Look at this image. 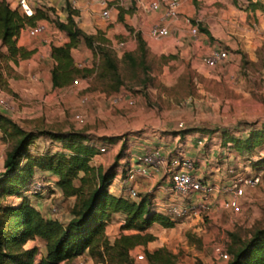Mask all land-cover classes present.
Instances as JSON below:
<instances>
[{
    "label": "rangeland",
    "instance_id": "obj_1",
    "mask_svg": "<svg viewBox=\"0 0 264 264\" xmlns=\"http://www.w3.org/2000/svg\"><path fill=\"white\" fill-rule=\"evenodd\" d=\"M93 2L95 7L89 8L87 15L91 19L96 16L106 27L112 26L110 16L103 17L101 6L96 0ZM54 3L56 11L51 12V17L65 20L67 14L65 0ZM247 3L248 0H232L231 4L227 0L226 2L216 1L213 4L221 7V13L228 16L226 18L228 21L239 20L234 11L243 9L247 13L245 23L249 25L251 22L257 23L256 16L251 17L250 9L245 8ZM194 6V17L201 15L204 26H206L205 22H211L217 15V12L207 9L211 5L204 3L203 0H194ZM114 7L118 9L114 15V22L123 25L126 29L130 30V27L134 29L133 48H122L119 42L125 40L120 35L115 37L113 44L109 39L103 42L100 39L95 40V49L84 43L72 48L71 53L75 64L78 67H89L91 70L85 76H77L75 81L62 86V89L55 93L51 90L46 91L45 88L37 93L34 92L33 69L34 67L46 69V61L45 66L43 64L34 66V62L37 61L36 56L27 60L21 57L20 52L14 57L0 54V99L7 103V109L1 104L0 109L20 113L16 119L26 129L39 127L44 130H53V133L82 131L93 136L94 139L96 138L98 154L91 159V163L100 164L103 169L114 161V156L123 143L126 145L123 158L126 159L127 148L133 144V140L130 141L132 135L139 136L142 132L178 134L177 139L180 143L186 138L185 134L197 132L199 151L208 153L210 149H214L216 153L222 152L226 157V166H224L227 169L226 175L229 173L231 178L236 174L260 172V182L246 188L245 194L240 199L239 213H233L216 204L208 213L182 217L173 214L170 210L174 204L179 205L181 202H172V198L154 200L150 197L151 204L153 203L159 211L169 215V220L174 224L163 226L156 222L153 226L151 223V226L142 229L141 232H151L154 239L130 249L126 260L121 261L115 254L95 258L88 250H84L81 254L63 260L59 264H151L145 251L159 247H165L172 254L170 261L164 264L224 262L215 258L216 246L228 251L231 242H236V245L239 240L247 239L255 228L264 227V163L255 164L264 156V144L239 152L232 142L223 144L222 141L225 136L246 135L251 128L258 127L264 122V40L249 51H243L241 48L233 50L227 48L229 52L234 53L237 50L241 55L240 63L232 67L233 75L226 73L224 76L223 73L226 71L223 66L208 67L204 62L198 68L193 67L177 52L157 54L147 48L142 62L139 52L135 51L137 41L134 32L138 29L130 24L133 21L132 16L124 14L134 12L133 7L131 4H127L126 8H119L116 4L113 5ZM254 10L264 15V0H259V5ZM80 15L78 10L75 15L78 25L82 22ZM42 21L46 24L44 32L49 31L53 34L52 31L55 28L58 29L54 22L45 19ZM238 25L241 23L239 22ZM99 36L105 37L102 32ZM98 45L110 50L117 64L116 76L112 77L103 70ZM127 50L134 51L135 64H131L124 58L123 54ZM42 52L40 51L41 55ZM41 55L38 62L43 60ZM45 57L51 59L50 55L45 54ZM27 68L32 70L28 72ZM115 84H118L117 88H114ZM36 112L41 113L34 116ZM76 115H80L83 121H79ZM180 121L182 125H179ZM163 127L166 128L163 130ZM109 136H116L117 140L108 142L109 140L104 137ZM13 142V138L0 133V166H2L6 150ZM102 146L105 147L103 151L99 149ZM62 147V140L58 137L42 135L36 146L34 143L30 145V150L33 153L45 150L57 152L64 150ZM175 148L179 149L180 146L177 145ZM164 155L168 157L171 154ZM122 161L124 160L119 161V165L124 163ZM194 161L196 163L195 159ZM211 161L220 164L219 155ZM35 181L41 184L38 194L32 192L31 186H28L29 189L24 194L34 204H40L47 213L63 221L66 220L69 216L70 198L63 197L60 188L50 176L37 172ZM75 182L78 183V179H75ZM217 182L225 183L222 179ZM153 191L154 189L148 193L152 196ZM174 198L176 199L175 196ZM17 200L12 196L8 197V201L16 202ZM118 217L120 219V216L113 213L110 217L112 221L109 219L105 225V233L110 241H113L121 232L137 231L122 230L120 224L123 221L119 223ZM230 232H233L235 236L230 235ZM32 244L38 246V253L41 255L44 251L43 241L29 240L25 246L29 247ZM139 253L143 254V258H138Z\"/></svg>",
    "mask_w": 264,
    "mask_h": 264
},
{
    "label": "trees",
    "instance_id": "obj_2",
    "mask_svg": "<svg viewBox=\"0 0 264 264\" xmlns=\"http://www.w3.org/2000/svg\"><path fill=\"white\" fill-rule=\"evenodd\" d=\"M67 14L65 20L52 18L54 5L38 4L31 15H26L18 8L12 7L7 0H0V54L14 57L20 52L21 57L29 56L33 50H27L16 43L20 31L34 25L40 20L52 21L59 30L65 32L67 41L56 45L51 44L49 55L54 63L51 68L53 87L70 84L77 76H85L91 69L78 67L73 59L71 49L84 43L95 49V40L108 41L100 37L101 31L86 33L77 23L75 15L78 10L69 0H65ZM259 0H248L245 8L254 10ZM73 8H72V7ZM121 18V15H120ZM206 32L208 30L200 26ZM133 32L134 29L130 27ZM137 50L143 62L147 44L141 32H134ZM102 68L114 77L117 64L107 47L98 45ZM131 64L136 63L134 51L123 54ZM120 81V79H117ZM115 84L114 88H117ZM0 133L14 139L6 150L0 173V264H59L71 259L84 250L95 258H103L115 254L121 261L129 256V251L139 244H146L154 239L149 232H141L153 222L163 226H172L164 212L157 210L149 197V193L133 199L123 194H114L109 185L117 172L119 159L124 156L125 143L114 156V161L103 169L102 165H94L91 159L98 154L96 138L82 131L54 132L39 127L24 128L18 121L0 110ZM58 137L62 140L64 150L33 153L30 150L35 140L42 136ZM108 142H115L116 136L104 137ZM102 138H100L101 140ZM223 144L232 142L239 152L248 151L264 144V122L251 128L246 135L225 136ZM62 147V148H63ZM264 156L255 164H263ZM37 171H48L55 175L56 185L63 197H73L68 208V218L49 217L38 209L24 192L36 178ZM82 172V174H79ZM78 179V183L75 182ZM35 194H38L35 193ZM19 199L8 201V197ZM122 212L124 220L120 224L122 230L132 229L135 232H121L113 241L105 233V225L114 212ZM230 235L235 236L233 232ZM41 239L44 251L38 253V246L29 247L25 243L31 239ZM231 242L228 247V258L216 264H264V227L255 228L251 235L238 244ZM151 264H164L170 261L171 252L165 247L145 251ZM197 264H205L198 261Z\"/></svg>",
    "mask_w": 264,
    "mask_h": 264
},
{
    "label": "crops",
    "instance_id": "obj_3",
    "mask_svg": "<svg viewBox=\"0 0 264 264\" xmlns=\"http://www.w3.org/2000/svg\"><path fill=\"white\" fill-rule=\"evenodd\" d=\"M34 2V6L44 3L49 5H55L54 2H58L59 0H32ZM73 7L79 10L82 18V22L79 26L88 33H95L97 30H100L102 34L112 42L115 41V37L120 35L123 38L124 44L122 48L131 49L134 47V38L133 32L129 29H126L123 25L117 24L115 21L114 15L118 12L117 8H113L115 5L114 0H110V22L113 23L112 26L106 27L103 25L102 21H100L96 16H93L92 19L87 15V11L89 8L94 9L95 4L94 0H69ZM149 0H134L131 3V7H133L134 12L124 13L125 16H132V24L136 26V29L141 31L143 38L146 41L148 49L152 52L160 54V53H168V52H177L181 57H185L186 60L189 61V64L193 67H199L202 65L203 57L213 48H223L227 50V57L224 58L221 62H219L216 66H223L226 71L224 76L227 74L233 75L232 67L236 66L240 63L241 58L240 54H238L237 50L234 53L229 52L227 48L233 50L236 48H241L243 51H249L254 49L257 45H260L264 40V15L258 13L257 10H249L251 17L254 18L256 16L257 23L251 22V24L245 23V19L247 16L246 10L236 9L234 12L238 15V19L233 21L227 20L228 16L222 15L221 7L218 4H213L216 1L226 2L227 0H203L204 3H208L209 6L207 9L213 10L217 12V15L212 18L211 22L207 21L206 26L201 22L200 17H194L195 14V6L194 0H180V5L178 9V15L173 19H165L161 17V9L150 10L147 7V3ZM232 4V0H229ZM241 1V0H240ZM230 4V5H231ZM231 6H229L230 8ZM119 8H126V6H119ZM232 8V7H231ZM234 9V8H232ZM127 10V9H122ZM199 11V9H198ZM201 11V10H200ZM254 12V13H253ZM250 20V19H249ZM42 21V20H40ZM229 22V24H228ZM241 25H238V23ZM154 23H157L161 26L168 27V34L160 37H153L150 34V26ZM197 24L198 30L197 33L191 32L192 25ZM200 26L205 27L208 32L202 30ZM236 28H235V27ZM239 26V28L237 27ZM236 29V31H235ZM234 30V31H233ZM53 34L49 33V31H45L35 36H31L27 33L26 29H22L16 39V43L19 46H23L27 50H33V52L24 57L27 60L32 59L31 57L36 56V62H34V66H45L46 69H39L34 67V73H32V77H34V92L42 91L43 88L46 91H53L55 93L57 90L62 89V87H53L51 80V68L53 66L52 58L49 60V50L51 44H62L67 41V36L64 31L56 29L52 31ZM2 49L6 51V47L2 46ZM42 52V55L40 53ZM39 55L42 57V61L40 60ZM30 57V58H29ZM46 61V63H44ZM50 63V64H49ZM209 67V66H208ZM215 67V66H214ZM218 67V68H220ZM32 69H28L29 72ZM2 110V109H0ZM13 119H16L18 116V112L12 113L10 110H2ZM41 112L34 113V116H38ZM22 115V114H21ZM163 127L162 129L164 130ZM149 133V134H148ZM197 132H192L189 134H185V139H183L180 143H178V134L172 135H163L161 133H150V132H142L141 135L136 136L132 135L131 140H133V144L127 148V156L126 159L121 157L119 161L122 159L124 161L123 164L119 165L117 168V172L115 176L112 178L111 183L109 185V189L114 194H123L127 195V188L132 186L135 188L136 192L139 193H148L149 191H153V195L149 194L151 199L164 198L171 199L172 202L175 201L174 195L171 193L169 188V177L165 174V169L163 167L159 169H149L148 172L144 174H137L131 180L126 178L128 168H133L137 165L136 158L149 150H154L156 148L160 149L162 153L174 154L180 153L187 156H190L196 160L194 173L204 180L217 182L222 179L223 182H227L230 179V175H226V157L223 153H216L214 149H210L208 153H205L203 150L199 151V143L196 138ZM201 136V135H199ZM205 138V137H204ZM200 141V139H199ZM37 142H39V137L35 140L34 145L36 146ZM180 146V148L176 149L175 147ZM201 145V144H200ZM38 148V145H37ZM174 148V149H173ZM205 153V154H204ZM216 153V154H215ZM220 157V164L214 160L215 156ZM96 156V155H95ZM94 156V157H95ZM93 157V158H94ZM3 161V159H2ZM119 170V173H118ZM40 174H44L46 176H50L55 183L57 177L51 174L48 171H37ZM36 172V173H37ZM221 177V178H220ZM220 178V179H219ZM117 183V184H116ZM56 184V183H55ZM167 189L170 191L167 192ZM141 194L136 197H131L133 199H139ZM16 199L19 197L12 196ZM220 196L219 199H221ZM70 198L71 202L73 197ZM38 209L43 211L45 215L49 217H53L51 214L47 213L45 210L40 207V204H34ZM158 210V209H157ZM213 212V211H212ZM120 216L118 217L119 223L124 220V214L120 211L114 212ZM112 221V219L110 218ZM156 222L152 223L155 224ZM151 226V225H150ZM38 240V238L31 239V241ZM29 241V240H28ZM33 245V244H32ZM62 262V261H61ZM60 262V263H61Z\"/></svg>",
    "mask_w": 264,
    "mask_h": 264
},
{
    "label": "built area",
    "instance_id": "obj_4",
    "mask_svg": "<svg viewBox=\"0 0 264 264\" xmlns=\"http://www.w3.org/2000/svg\"><path fill=\"white\" fill-rule=\"evenodd\" d=\"M12 7L18 8L26 15H31L34 11V2L32 0H7ZM101 6V14L103 17L110 16V0H96ZM134 0H114L117 6H127ZM42 4V3H40ZM180 0H149L147 7L152 10L161 9V17L165 19H173L178 15ZM26 31L29 35H38L46 29L43 21H38L34 25L27 26ZM197 24L192 25L191 32L197 33ZM168 27L154 23L150 26V34L153 37H160L168 34ZM120 45L124 42L120 41ZM227 50L223 48H213L203 57L204 63L209 67L216 66L224 58L227 57ZM1 106L7 109L6 101L0 99ZM79 121H83L80 115H76ZM182 121L179 125H182ZM101 151L105 147L99 148ZM137 165L128 168L126 178L131 180L137 174H144L151 169H159L163 167L165 173L169 177V188L171 193L176 197V203L170 210L173 214L185 217L190 215H199L203 212L208 213L214 205L229 209L233 213H239L241 210L240 199L245 194L247 187H253L260 182V172L254 174H236L227 182L219 183L202 179V177L194 173V158L174 153L166 157L158 148L146 151L136 158ZM2 166H0V173ZM32 192L37 193L41 188V184L34 181L31 185ZM29 189V188H28ZM27 189V190H28ZM127 193L130 197H136L137 192L134 187L129 186ZM221 197V199H219ZM178 198V199H177ZM55 210V208H53ZM215 258L220 262L228 258V254L224 248L216 246L214 248ZM138 258H143V254L139 253Z\"/></svg>",
    "mask_w": 264,
    "mask_h": 264
}]
</instances>
